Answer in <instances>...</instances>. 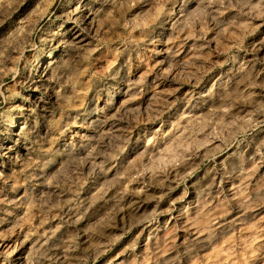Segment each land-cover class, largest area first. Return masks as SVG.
Masks as SVG:
<instances>
[{"label":"clouds","instance_id":"obj_1","mask_svg":"<svg viewBox=\"0 0 264 264\" xmlns=\"http://www.w3.org/2000/svg\"><path fill=\"white\" fill-rule=\"evenodd\" d=\"M101 261L264 264V0H35L0 32V264Z\"/></svg>","mask_w":264,"mask_h":264},{"label":"rangeland","instance_id":"obj_2","mask_svg":"<svg viewBox=\"0 0 264 264\" xmlns=\"http://www.w3.org/2000/svg\"><path fill=\"white\" fill-rule=\"evenodd\" d=\"M34 4H35V0H20L18 6L8 14L7 18L4 20L3 25L0 26V32H5V31H7V30H9L15 26H18L20 24V22L27 20L34 11ZM249 58H251V57H249ZM189 191H191V189H189ZM139 206L140 205H137L136 207H139ZM129 211L131 212V210H129ZM100 216H104V213L101 212ZM130 219H131V215L121 214L115 218L116 226L114 228L102 227V231H104L105 234H108L109 232L119 233L124 228L125 224L130 222ZM104 223L105 224H111L112 220L110 218H108L105 220ZM134 235H135V233L126 237L125 240L122 241L121 244L118 245L113 250V252L110 253L109 255L112 256V255H115L117 252H119L124 244L129 243L131 241V239L134 238ZM141 239L143 240L144 237H141ZM101 242H103V241H101ZM101 264H103V261H101Z\"/></svg>","mask_w":264,"mask_h":264}]
</instances>
